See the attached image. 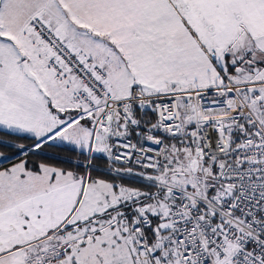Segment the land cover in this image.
<instances>
[{"label": "snow or ice", "instance_id": "snow-or-ice-1", "mask_svg": "<svg viewBox=\"0 0 264 264\" xmlns=\"http://www.w3.org/2000/svg\"><path fill=\"white\" fill-rule=\"evenodd\" d=\"M0 264H264V0H0Z\"/></svg>", "mask_w": 264, "mask_h": 264}, {"label": "trees", "instance_id": "trees-1", "mask_svg": "<svg viewBox=\"0 0 264 264\" xmlns=\"http://www.w3.org/2000/svg\"><path fill=\"white\" fill-rule=\"evenodd\" d=\"M23 143H26V144H30L31 141L30 140H25V141H22ZM46 152H48L49 154H57V151L56 149H52V148H46L45 149ZM43 157H40V156H36V155H33V156H30L29 159L31 161H37L39 159H42Z\"/></svg>", "mask_w": 264, "mask_h": 264}]
</instances>
